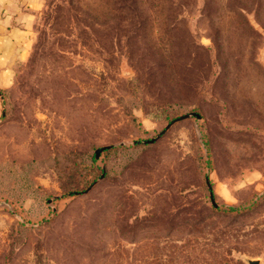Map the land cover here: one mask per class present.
<instances>
[{
	"label": "rangeland",
	"instance_id": "374dc122",
	"mask_svg": "<svg viewBox=\"0 0 264 264\" xmlns=\"http://www.w3.org/2000/svg\"><path fill=\"white\" fill-rule=\"evenodd\" d=\"M14 69L0 264H264V0H44Z\"/></svg>",
	"mask_w": 264,
	"mask_h": 264
},
{
	"label": "crops",
	"instance_id": "0c3cea01",
	"mask_svg": "<svg viewBox=\"0 0 264 264\" xmlns=\"http://www.w3.org/2000/svg\"><path fill=\"white\" fill-rule=\"evenodd\" d=\"M44 0H0V123L3 92L14 81L16 63L25 60Z\"/></svg>",
	"mask_w": 264,
	"mask_h": 264
},
{
	"label": "water",
	"instance_id": "95a60500",
	"mask_svg": "<svg viewBox=\"0 0 264 264\" xmlns=\"http://www.w3.org/2000/svg\"><path fill=\"white\" fill-rule=\"evenodd\" d=\"M189 116H195L196 118H199V114L198 113H195V112H189V113H186L184 115H180L176 118H174L172 121H170V123H168L165 128L158 134L156 135V137H154L153 139H150V140H147L148 142H152L154 141L155 139H157L162 133H164V131L174 122L178 121V120H181V119H184V118H187ZM109 146H101V147H98L95 149L94 153H95V157L97 158L100 154V152L102 150H104L105 148H108ZM88 190V189H87ZM258 259H248V264H258Z\"/></svg>",
	"mask_w": 264,
	"mask_h": 264
},
{
	"label": "trees",
	"instance_id": "16d2710c",
	"mask_svg": "<svg viewBox=\"0 0 264 264\" xmlns=\"http://www.w3.org/2000/svg\"><path fill=\"white\" fill-rule=\"evenodd\" d=\"M102 151H103V150H102ZM102 151H101V152H102ZM101 152H100V153H101ZM99 155H100V154H99ZM98 157H99V156H98ZM94 158H96V157H95V153H94Z\"/></svg>",
	"mask_w": 264,
	"mask_h": 264
}]
</instances>
